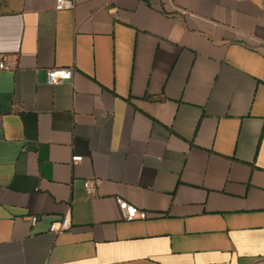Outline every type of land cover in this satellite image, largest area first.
I'll list each match as a JSON object with an SVG mask.
<instances>
[{"label": "crops", "instance_id": "0c3cea01", "mask_svg": "<svg viewBox=\"0 0 264 264\" xmlns=\"http://www.w3.org/2000/svg\"><path fill=\"white\" fill-rule=\"evenodd\" d=\"M73 2L0 0V264H264V0Z\"/></svg>", "mask_w": 264, "mask_h": 264}, {"label": "built area", "instance_id": "2783aa9c", "mask_svg": "<svg viewBox=\"0 0 264 264\" xmlns=\"http://www.w3.org/2000/svg\"><path fill=\"white\" fill-rule=\"evenodd\" d=\"M75 8L73 0H55V10H72ZM13 69V64L10 63L9 57L0 55V72L10 71ZM74 77V69H51L47 73L48 83L50 85H58L66 81H72ZM83 160L81 156H75L72 159L73 163H80ZM85 191L90 196H95L97 194V183L94 180H87L84 183ZM119 209L126 221L132 222L136 220H146L149 215L146 211L139 210L136 207L130 205L129 203L118 200ZM36 218L31 220L32 224L36 223ZM71 226L68 217L64 218L58 223H54L50 232L55 235H61L67 231Z\"/></svg>", "mask_w": 264, "mask_h": 264}]
</instances>
